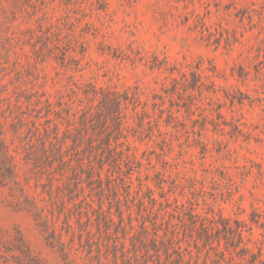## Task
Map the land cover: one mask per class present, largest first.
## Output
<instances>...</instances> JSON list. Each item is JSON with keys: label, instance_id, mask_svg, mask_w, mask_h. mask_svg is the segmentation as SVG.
Masks as SVG:
<instances>
[{"label": "rangeland", "instance_id": "374dc122", "mask_svg": "<svg viewBox=\"0 0 264 264\" xmlns=\"http://www.w3.org/2000/svg\"><path fill=\"white\" fill-rule=\"evenodd\" d=\"M99 87L139 98L116 140ZM0 123L56 228L0 168V264H166L142 227L177 206L264 253V0H0Z\"/></svg>", "mask_w": 264, "mask_h": 264}, {"label": "trees", "instance_id": "16d2710c", "mask_svg": "<svg viewBox=\"0 0 264 264\" xmlns=\"http://www.w3.org/2000/svg\"><path fill=\"white\" fill-rule=\"evenodd\" d=\"M192 73L193 77L196 76L194 71ZM174 80L175 84H177L178 79L175 78ZM185 81L188 80L185 79ZM201 88L202 86L197 84L196 79L187 87V89L191 90H201ZM92 95L97 102V108L95 112L87 111L86 114L88 115L85 120L90 122L92 126L100 121L104 129L114 126V130L118 135L115 136V140L118 139L123 135V131L128 129V126L125 125L127 121L125 110L128 107V103L131 102L135 110L138 107L136 103L139 98L129 96L127 92H121L114 88L103 87L95 88ZM136 114H139L137 110ZM170 117L173 118L171 109ZM105 145L109 155L107 160L103 161H109L111 158L116 161L117 158L111 154L114 148H117L116 144L114 145L111 139L107 138ZM95 155H100V153ZM63 162L65 161L63 160ZM79 165L80 167L85 165L83 160L79 161ZM90 165H92L91 162ZM0 168L3 177L12 183V190L19 191L18 202L24 208L34 209L36 216L42 222L41 224L45 225L47 229L51 227L50 237L55 238V225H50L49 219L45 217L38 204L27 193L25 186L17 179L15 156L11 153L5 137V129L3 125L1 126V123ZM89 168L91 170L87 176L92 178L95 174L94 166L92 165ZM97 176L101 179V174ZM84 179L81 175L76 174V183L73 185H76V188H81ZM50 181L53 182L54 178L52 177ZM180 208L182 207L177 206L175 208L178 213H171L170 219L165 220V214H161L163 218L160 220H157L158 217H156L152 221L151 229L146 224L142 227L145 237L143 243L146 244L149 241L155 250H163L167 256L166 264H264L262 249L255 251L249 245L251 240L244 235V231L248 230L245 223L238 220L232 223L231 219L222 216L216 220H209L193 211L178 210ZM175 217L176 220H174ZM160 231L163 232L160 233ZM192 246L197 249L195 254L191 249ZM203 252L204 254L202 255Z\"/></svg>", "mask_w": 264, "mask_h": 264}]
</instances>
